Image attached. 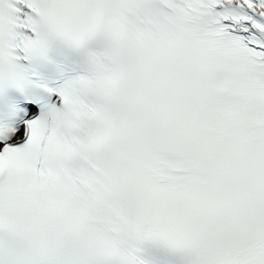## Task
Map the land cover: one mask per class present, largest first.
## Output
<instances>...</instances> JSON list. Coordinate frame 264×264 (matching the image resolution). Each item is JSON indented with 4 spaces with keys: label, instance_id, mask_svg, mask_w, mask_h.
Listing matches in <instances>:
<instances>
[{
    "label": "snow or ice",
    "instance_id": "obj_1",
    "mask_svg": "<svg viewBox=\"0 0 264 264\" xmlns=\"http://www.w3.org/2000/svg\"><path fill=\"white\" fill-rule=\"evenodd\" d=\"M0 264H264V0H0Z\"/></svg>",
    "mask_w": 264,
    "mask_h": 264
}]
</instances>
